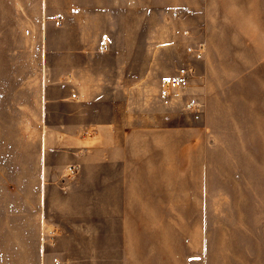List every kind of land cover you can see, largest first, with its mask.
<instances>
[{
  "label": "rangeland",
  "instance_id": "374dc122",
  "mask_svg": "<svg viewBox=\"0 0 264 264\" xmlns=\"http://www.w3.org/2000/svg\"><path fill=\"white\" fill-rule=\"evenodd\" d=\"M212 1L224 23L163 52L150 113L137 99V113L119 114L122 160L68 175L67 155L54 153L61 167L45 178L38 116L20 108L27 102L33 110V91L22 79L31 68L20 65V51L6 49L13 46L11 21L0 0V264L115 256L117 244L104 236H61L73 217L83 230L85 217L115 213L79 207L118 202L119 195L99 190L132 186L153 192L151 243L143 245L157 262L264 264V0ZM200 43L196 58L189 47Z\"/></svg>",
  "mask_w": 264,
  "mask_h": 264
},
{
  "label": "crops",
  "instance_id": "0c3cea01",
  "mask_svg": "<svg viewBox=\"0 0 264 264\" xmlns=\"http://www.w3.org/2000/svg\"><path fill=\"white\" fill-rule=\"evenodd\" d=\"M3 4L9 9L3 18L11 21L13 41L6 49L20 51V65L31 68L22 79L25 89L33 91V110H28L27 102L20 108L22 114L38 116L45 178L61 167L54 153L66 154L70 164L83 170L120 162L122 157L116 154L123 152L121 132L126 128L119 114L137 113L133 103L137 99L146 100L141 111L150 113L151 85L160 83L158 73L167 62L161 60L163 52L188 46L197 35H212L216 25L224 23L213 14L212 0H3ZM99 191L119 195L118 202L79 207L115 213L106 220L85 217L83 230L76 229L79 219L73 217L61 237L76 241L101 235L119 251L115 256L73 253L67 264H102L104 259L109 264H165L151 257L150 245H143L151 243V187Z\"/></svg>",
  "mask_w": 264,
  "mask_h": 264
},
{
  "label": "built area",
  "instance_id": "2783aa9c",
  "mask_svg": "<svg viewBox=\"0 0 264 264\" xmlns=\"http://www.w3.org/2000/svg\"><path fill=\"white\" fill-rule=\"evenodd\" d=\"M56 24L59 25L60 24V20L56 21ZM106 39H107V37L104 36L103 40H106ZM203 47H204V43H200L198 49H195L194 46H190L189 50L190 51H194L193 55L196 56V58H198V56L201 54V51L204 49ZM101 48L105 49V46H102ZM171 84H172V81L165 82V85H167V86H170ZM191 105L193 107H196L198 105V103L195 100H192ZM77 168H78L77 165H73V164L69 165L67 167V174L68 175H74L76 173V171H77ZM53 264H61V261L58 258H54L53 259Z\"/></svg>",
  "mask_w": 264,
  "mask_h": 264
}]
</instances>
